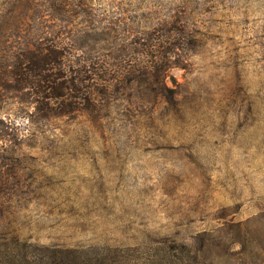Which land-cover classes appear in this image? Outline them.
Wrapping results in <instances>:
<instances>
[{
	"label": "rangeland",
	"instance_id": "374dc122",
	"mask_svg": "<svg viewBox=\"0 0 264 264\" xmlns=\"http://www.w3.org/2000/svg\"><path fill=\"white\" fill-rule=\"evenodd\" d=\"M24 41L92 96L24 100ZM0 85V264H264V0H0Z\"/></svg>",
	"mask_w": 264,
	"mask_h": 264
},
{
	"label": "trees",
	"instance_id": "16d2710c",
	"mask_svg": "<svg viewBox=\"0 0 264 264\" xmlns=\"http://www.w3.org/2000/svg\"><path fill=\"white\" fill-rule=\"evenodd\" d=\"M23 49L24 52H18L15 55L18 58L15 68L7 69V65L3 64L1 79L8 82L6 84H9L14 91L27 89L28 91L23 93L24 100L30 103L36 102V108L47 110L53 99L59 100V104H62L67 100L71 101L75 98L82 100L92 96L93 85L87 82L90 79L88 74L93 71V66L89 63H75L73 67L63 60L65 56L61 51L45 46L31 48L28 41H24ZM60 54L62 61L59 59L54 62L53 60L61 56ZM100 70L106 72L105 67ZM102 81L106 84L110 82L105 78H102ZM31 88L35 90L29 91ZM54 251L58 252L62 249ZM63 251L66 252V256L63 254L62 260L51 257L40 264H80L75 258L68 257L77 255L75 250L65 249Z\"/></svg>",
	"mask_w": 264,
	"mask_h": 264
}]
</instances>
